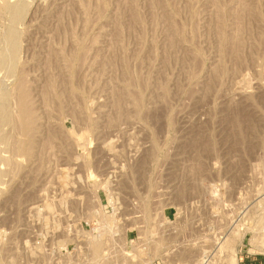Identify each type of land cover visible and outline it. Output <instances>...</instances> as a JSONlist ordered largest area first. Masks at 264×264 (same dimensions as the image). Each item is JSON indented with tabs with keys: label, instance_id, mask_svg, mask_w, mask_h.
<instances>
[{
	"label": "rangeland",
	"instance_id": "obj_1",
	"mask_svg": "<svg viewBox=\"0 0 264 264\" xmlns=\"http://www.w3.org/2000/svg\"><path fill=\"white\" fill-rule=\"evenodd\" d=\"M248 250L264 253V0H0V264Z\"/></svg>",
	"mask_w": 264,
	"mask_h": 264
},
{
	"label": "crops",
	"instance_id": "obj_2",
	"mask_svg": "<svg viewBox=\"0 0 264 264\" xmlns=\"http://www.w3.org/2000/svg\"><path fill=\"white\" fill-rule=\"evenodd\" d=\"M239 264H264V253H251L250 250L241 254Z\"/></svg>",
	"mask_w": 264,
	"mask_h": 264
},
{
	"label": "bare ground",
	"instance_id": "obj_3",
	"mask_svg": "<svg viewBox=\"0 0 264 264\" xmlns=\"http://www.w3.org/2000/svg\"><path fill=\"white\" fill-rule=\"evenodd\" d=\"M11 1V0H10ZM21 1V0H20ZM20 3V2H19ZM30 117V116H29ZM27 119V118H26ZM32 123V122H31ZM28 125V124H27ZM29 126V125H28ZM97 239V238H96ZM99 240V239H98ZM98 240H96V243H97V241ZM100 242H102L101 240H100ZM96 245V244H95ZM99 245V244H98ZM102 245V244H101ZM106 248V247H105ZM99 249V248H98ZM102 249V248H101ZM234 251V250H233ZM99 252V251H98ZM97 252V253H98ZM233 255V254H232ZM236 255V254H235ZM106 256H104V259H99V260H97V261H94V264H109V261H107V259L105 258ZM108 258V257H107ZM233 258V257H232ZM236 258V257H235ZM235 258H233V259H235ZM232 259V261H234ZM236 260V259H235ZM231 262V261H230ZM233 264H235V262L233 263Z\"/></svg>",
	"mask_w": 264,
	"mask_h": 264
}]
</instances>
